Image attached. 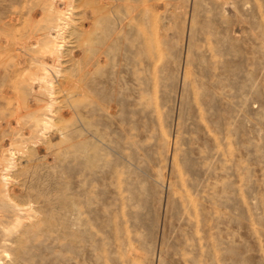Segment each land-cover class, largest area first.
Masks as SVG:
<instances>
[{
    "label": "rangeland",
    "instance_id": "1",
    "mask_svg": "<svg viewBox=\"0 0 264 264\" xmlns=\"http://www.w3.org/2000/svg\"><path fill=\"white\" fill-rule=\"evenodd\" d=\"M88 4L43 133L38 0H0V264H264V0Z\"/></svg>",
    "mask_w": 264,
    "mask_h": 264
},
{
    "label": "bare ground",
    "instance_id": "2",
    "mask_svg": "<svg viewBox=\"0 0 264 264\" xmlns=\"http://www.w3.org/2000/svg\"><path fill=\"white\" fill-rule=\"evenodd\" d=\"M88 1L90 0H81L79 3L75 4V0H38L40 9L36 19L42 24L35 29V32L42 31V34H39L37 37L34 36L30 40L29 46L34 54L40 53L42 56L35 55L31 60H22L23 63H27L29 67V71L25 73L26 84L27 89L34 94L35 100H33L34 102L31 103L30 106L26 101V97L19 92L17 88L8 92V100L10 102L15 101L16 118L23 123L22 125H25L22 121V117L36 118L37 126L40 127L42 125L41 128L44 130V132H42H48L51 127L55 126L52 122V117H48V115L56 110V108H53L54 105L50 103L51 98L58 96L60 92L67 94L82 86V76L71 72L65 75V70L59 71L55 69L54 66H59V59L63 56L62 50H64L65 46L73 48L71 50H66L67 53H65L69 56L70 62L77 63L79 61V48L82 42L81 35L84 34L85 42H88L93 27L90 19L95 21L98 15V13L95 14L94 9L92 10V6L88 4ZM69 60H64L65 64L62 65V69H64V67H69L66 65L69 64ZM31 63L35 64L32 70L30 68ZM60 72L65 75V80L58 82L60 89L54 92L53 84L56 82L54 80L56 79L55 75H59L56 73ZM40 92H42L46 98L48 97V102L46 101L42 106L39 99ZM42 108L44 111H42ZM41 117H44V122L40 120ZM25 120L26 119H24V121ZM41 122L43 123L40 124ZM64 131L63 129L61 133ZM42 136L45 135L42 134Z\"/></svg>",
    "mask_w": 264,
    "mask_h": 264
}]
</instances>
